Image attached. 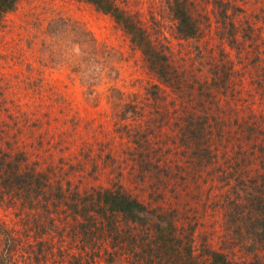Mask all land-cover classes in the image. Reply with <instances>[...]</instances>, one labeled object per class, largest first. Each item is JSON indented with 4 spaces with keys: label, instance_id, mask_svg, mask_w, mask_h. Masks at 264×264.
<instances>
[{
    "label": "rangeland",
    "instance_id": "1",
    "mask_svg": "<svg viewBox=\"0 0 264 264\" xmlns=\"http://www.w3.org/2000/svg\"><path fill=\"white\" fill-rule=\"evenodd\" d=\"M190 1L202 35L185 40L167 0H130L173 64L185 68L171 86L155 78L111 16L83 0H20L1 19L0 264L136 263L115 252L121 241L95 212L82 208L79 219L70 208L76 195L113 182L179 209L184 226L196 224L198 245L204 238L227 251L226 214L241 222L248 211L234 201L248 186L264 194V0ZM216 70L222 91L208 99L193 80L206 83ZM205 116L200 142L191 141L188 118ZM197 144L211 148L210 161L193 155ZM17 164L46 177L17 192L6 181ZM235 248L230 256H251Z\"/></svg>",
    "mask_w": 264,
    "mask_h": 264
},
{
    "label": "trees",
    "instance_id": "2",
    "mask_svg": "<svg viewBox=\"0 0 264 264\" xmlns=\"http://www.w3.org/2000/svg\"><path fill=\"white\" fill-rule=\"evenodd\" d=\"M19 1L0 0V21L8 12L16 9ZM83 1L113 18L128 36L131 44L141 53L146 66L155 75V78L168 86L180 82L185 73V68L181 64H173L165 46H162L159 40L153 38L148 32V28L142 23L140 15L131 10L130 0ZM167 1L170 14L175 21L178 37L185 40L199 38L202 35V26L199 15L195 14L193 10L195 8L194 1ZM227 27L230 31L228 36L234 37L233 24ZM226 65L223 63L222 68L225 67L227 70ZM218 67L216 66L217 69ZM218 76L219 74L216 70L206 83L193 80V82L199 84L198 89H200L203 97L211 99L212 96H217L222 91L217 82ZM187 84H190V81ZM154 88L159 89L160 84H155ZM125 104L128 108H132L134 112L138 111L136 107L137 101H130ZM126 111L127 109H124L122 113L120 112L123 121L131 118L125 113ZM206 120V116L203 120L199 119L196 122L192 121L191 117L188 118L186 128L188 135L193 137L190 139L191 141L200 142L198 137L201 136H198L197 131L203 130L202 127ZM192 145L190 142L189 147H192ZM196 146L198 149L194 150L193 155L196 157H207V161H210L207 154L211 153V148L208 146L200 147V144ZM262 149L264 153V144ZM201 163L202 159L197 158L195 166L199 171H201ZM197 164H199V167H197ZM19 168L20 166L17 164L14 171L7 173L8 178L6 179L10 188L17 192H20L23 187L27 191L29 189L28 186H32V178L39 182L42 176L46 174L45 172H39L37 175L35 170L32 169L21 172ZM259 187L264 193V188ZM244 193V196H240L243 201H240V199L234 201L244 202L238 206L248 209L241 215V222L237 220L234 213L226 214L228 219L226 225L227 233L223 239L227 240L225 242L227 251L221 248H211L207 239L204 242V238L203 242L198 245L200 233L196 232V224L187 222V226H184L181 222L187 218V215L183 216L184 214L177 208L166 209L159 202H145L119 182H113L110 186L100 190L92 189L86 196L76 195L74 198L75 202H73V205L70 204V208L72 211L79 213V219H84L86 215L82 208L87 213L89 211L95 212L99 223L105 228V231L121 241L115 247V252L120 251L121 255L130 253L131 256H135L136 263L134 264H264V194L258 188L256 190L252 186H248ZM152 194H148L147 198H151ZM91 217L94 218L92 214ZM255 223L257 226H255ZM253 227H255L254 231ZM258 227L259 230H257ZM80 232L84 236L86 226L83 224H81L79 236ZM140 232H144V235L140 236L142 238L141 241L138 240ZM246 235L253 237L252 239L250 238V242H246L248 240ZM127 237H132V239L128 244H125L122 241H127ZM237 246L241 249H246L251 256L245 258L230 256L229 252L233 251L234 255L237 250L235 247ZM75 261L71 260L70 264Z\"/></svg>",
    "mask_w": 264,
    "mask_h": 264
}]
</instances>
